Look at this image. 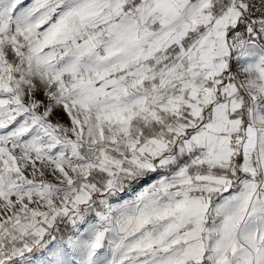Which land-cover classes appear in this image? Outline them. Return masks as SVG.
<instances>
[{
  "label": "snow or ice",
  "instance_id": "snow-or-ice-1",
  "mask_svg": "<svg viewBox=\"0 0 264 264\" xmlns=\"http://www.w3.org/2000/svg\"><path fill=\"white\" fill-rule=\"evenodd\" d=\"M0 264H264V0H0Z\"/></svg>",
  "mask_w": 264,
  "mask_h": 264
}]
</instances>
